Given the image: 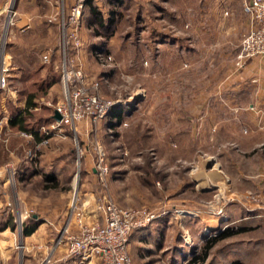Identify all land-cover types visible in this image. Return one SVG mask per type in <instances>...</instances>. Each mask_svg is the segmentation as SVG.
<instances>
[{
  "label": "rangeland",
  "instance_id": "obj_1",
  "mask_svg": "<svg viewBox=\"0 0 264 264\" xmlns=\"http://www.w3.org/2000/svg\"><path fill=\"white\" fill-rule=\"evenodd\" d=\"M72 1L38 5L45 15L38 26L31 20L27 31L37 33L26 47L10 46L18 1L0 18L10 73L0 89V120L8 122L0 128V264H53L64 220L82 212L92 222L105 191L120 206L157 215L131 235L134 264H187L222 234L229 235L202 264H264V77L262 86L232 79L250 60L238 63L251 23L245 0H92L102 23L86 4L76 53L89 80L122 111L98 125L52 128L63 84L62 29L50 18L67 14ZM30 94L37 107L26 118L28 130L13 127L10 117ZM96 142L110 165L106 186L92 169ZM28 164L59 181L18 177ZM33 219L31 237L23 227ZM145 238L153 239L149 249Z\"/></svg>",
  "mask_w": 264,
  "mask_h": 264
},
{
  "label": "built area",
  "instance_id": "obj_2",
  "mask_svg": "<svg viewBox=\"0 0 264 264\" xmlns=\"http://www.w3.org/2000/svg\"><path fill=\"white\" fill-rule=\"evenodd\" d=\"M85 1L76 0L67 14L63 11L50 18V21L58 20L62 29L60 77L63 93L55 109L62 118L53 119L52 128L71 126L76 122L98 125L118 106L117 101L101 93L98 80H89L74 54L83 45L81 30ZM245 10L251 17V28L241 41L238 54L240 67L249 59L264 55V0H245ZM4 48L5 42L0 47V89L7 86L10 75L3 57ZM4 123H8L6 118L0 120V128ZM47 142L48 138L41 140L37 147ZM95 148L97 155L92 169L106 186L110 175L107 153L99 142H96ZM97 210L99 216L92 222H87L82 212H77V217H71L56 238L52 250L64 249L62 259L65 264H88L94 257L99 264H134L130 250L131 235L152 223L157 215L145 207L120 206L106 191ZM72 220L76 230L70 227Z\"/></svg>",
  "mask_w": 264,
  "mask_h": 264
},
{
  "label": "crops",
  "instance_id": "obj_3",
  "mask_svg": "<svg viewBox=\"0 0 264 264\" xmlns=\"http://www.w3.org/2000/svg\"><path fill=\"white\" fill-rule=\"evenodd\" d=\"M15 1H18V6H16V10H15L16 14H18V17L16 18V22H17L18 27H17V29L11 30V35L15 36V38H17V39L14 42H11L10 46L12 48V45H13L14 48H17L18 45H20V44L22 45V43H24L23 45H25V47H26L27 44H25V43H27V39H28L27 37H31V34L34 33V30L27 31L29 29V27H31V25L33 24L31 20H35L36 21L35 26H38V25H40L39 19L42 20V17L45 15L44 11L39 10L38 5L45 6V9H46V7H49V9H50L52 6V3H54L55 0H0V18L3 20V22L7 18V9H9L11 3L12 2L15 3ZM72 2H74V0ZM14 9H15V7H14ZM28 9H30V10H28ZM41 23H42V21H41ZM1 25L2 24L0 23V36L2 34ZM44 25H45V27L48 26L46 28L51 29V26L49 23H45ZM250 28H251V23H248V31L250 30ZM19 30H21V32H27L26 34H20V36H22V35H26V36L25 37H19V35L17 33ZM35 33H37L36 30H35ZM81 34L83 35V29L81 31ZM9 38H10V36H9ZM82 38H83V36H82ZM42 42H45V44L47 46V48H45V49H51L52 50V43L53 42L47 43L48 41L46 39L44 40V38H42ZM47 44H49V45H47ZM50 54H51L50 55V62H51V60H53L54 54L53 53H50ZM74 54L76 55L78 63L81 64L82 63L81 61H83V60H80V55H78V53H76V51ZM61 57H62V54H61ZM54 61L56 62V64L58 63V60H54ZM61 65H62V62L60 64H58V66H61ZM12 74H11V76H12ZM14 75H16L15 77H18L17 73H15ZM60 76H61V70H60ZM244 77H248V78H244ZM263 77H264V56L259 55V56H255V57L251 58L248 61L247 65L245 66L243 72H241V74H239V76H236V77L234 76L232 79H236L235 81L239 84V83H242V81H245V79L248 80V79L252 78L253 81H256V80L259 81L260 86H262L261 84L263 81ZM60 80H61V77H60ZM226 89H228V88H226ZM228 91L233 92L230 89ZM259 91H261V90H259ZM224 93H227V92L222 91L219 93L222 98L226 96V95H223ZM23 104L25 106L26 102L25 103L23 102ZM24 106H22L21 108H23ZM21 108H19V109H21ZM116 109H119V106H116ZM109 116L111 118V114ZM113 119H116V118H113ZM28 165L29 166H26L24 168L23 167L20 168V171L18 172V177H20V178H22V177L31 178V177H34L36 174H40V175H42V177L44 178L45 181H48L45 178V175L48 174L50 177L49 181H56V182L59 181L58 180L59 178L55 177L54 173L47 172L45 175H43L44 172L42 170L33 169L30 164H28ZM31 168L33 170L30 172ZM95 220H96V216L94 215V217L92 218V221H95ZM66 223H67V220H64L62 227ZM72 223H74V220H72ZM76 227H77L76 225L73 226L74 230H76ZM151 228L152 227H149L146 233H148V234L151 233V231H153ZM35 234H33V235H35ZM29 236H31V235H29ZM31 237H33V236H31ZM42 241H43V238L39 240V242H42ZM46 241H48V239ZM147 241L152 243L153 239L151 240L150 238H148V239L145 238V245L143 246V247H145V249H149L148 248L149 246H147ZM159 244H160V242H159ZM159 244L157 243V245H159ZM63 253H64V250H61V249H59L55 252V259L53 261V264H65V261H63L64 259H62ZM143 257H145V256H143ZM88 264H99V261L97 258L94 257L89 261Z\"/></svg>",
  "mask_w": 264,
  "mask_h": 264
},
{
  "label": "trees",
  "instance_id": "obj_4",
  "mask_svg": "<svg viewBox=\"0 0 264 264\" xmlns=\"http://www.w3.org/2000/svg\"><path fill=\"white\" fill-rule=\"evenodd\" d=\"M117 0H115L116 2ZM86 4L90 5L91 8V12L93 13L94 18L99 21L100 23H102V17H101V13L97 10L96 6H94V4H92V0H87ZM35 94H30L27 98V102L25 104V106L21 109H17V111L14 113V115H12L10 117V124L13 127H18L21 130H28L27 125L25 124L26 118L27 116H30L32 113V109H34L35 107H37V104L35 102ZM54 111V110H53ZM111 118H116L118 119L121 112L120 109H116L114 108L111 111ZM54 116V114H53ZM52 116V120L54 119ZM31 132H33V134L36 136L37 139L40 138L38 132L36 130L33 129H29ZM45 178L47 180H50V177L48 174L45 175ZM56 186V184H55ZM38 225V220L33 219V223L32 224H27L24 225L23 227V232L25 235H30L37 227ZM234 233V232H232ZM229 234H222L219 238H214L212 240L209 241V243H207V245L204 247L203 252L200 255H196L194 258H192L189 262H187V264H202L206 258L208 257V253L210 251V249L212 248V246L221 238L226 237ZM232 264H241L240 261L236 260L234 262H232Z\"/></svg>",
  "mask_w": 264,
  "mask_h": 264
},
{
  "label": "water",
  "instance_id": "obj_5",
  "mask_svg": "<svg viewBox=\"0 0 264 264\" xmlns=\"http://www.w3.org/2000/svg\"><path fill=\"white\" fill-rule=\"evenodd\" d=\"M53 117H54V119H56V120H61V118H62L61 114H60L58 111H55Z\"/></svg>",
  "mask_w": 264,
  "mask_h": 264
}]
</instances>
